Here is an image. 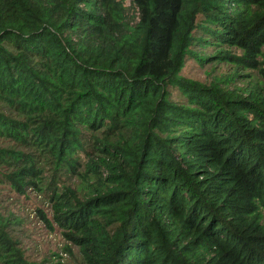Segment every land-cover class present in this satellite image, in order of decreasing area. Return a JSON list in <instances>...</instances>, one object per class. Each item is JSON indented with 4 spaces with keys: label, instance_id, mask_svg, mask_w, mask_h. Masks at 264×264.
Listing matches in <instances>:
<instances>
[{
    "label": "trees",
    "instance_id": "16d2710c",
    "mask_svg": "<svg viewBox=\"0 0 264 264\" xmlns=\"http://www.w3.org/2000/svg\"><path fill=\"white\" fill-rule=\"evenodd\" d=\"M125 1L0 0V264H264V0Z\"/></svg>",
    "mask_w": 264,
    "mask_h": 264
},
{
    "label": "rangeland",
    "instance_id": "374dc122",
    "mask_svg": "<svg viewBox=\"0 0 264 264\" xmlns=\"http://www.w3.org/2000/svg\"><path fill=\"white\" fill-rule=\"evenodd\" d=\"M126 7L130 8L127 20L131 25L139 23V14L136 7L130 5L128 0L125 1ZM198 56L201 58L214 55L212 49H207L202 52V48L197 49ZM238 73L240 76H236ZM249 71H239L232 67L228 62H220L211 64L208 67H202L199 60L195 57L191 58L184 68L181 75L188 79L201 81L204 83H219L224 88L234 89H247L250 87V79L246 77L249 75ZM37 201H41V198L37 194L32 195ZM46 212L52 216L51 210L44 205ZM28 219V226L32 229L30 235L29 244L26 249L28 255L36 260L41 261L46 259L49 261L46 264H79L81 260V254L77 248H74L73 255L65 254V246L67 241L62 235L59 229L51 230L45 226L44 222H40L33 212L25 213ZM23 216V214H21Z\"/></svg>",
    "mask_w": 264,
    "mask_h": 264
}]
</instances>
